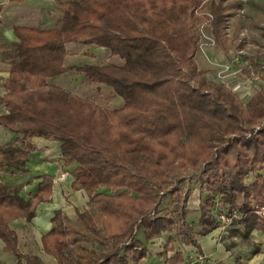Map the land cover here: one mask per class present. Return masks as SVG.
Listing matches in <instances>:
<instances>
[{
    "label": "trees",
    "instance_id": "trees-1",
    "mask_svg": "<svg viewBox=\"0 0 264 264\" xmlns=\"http://www.w3.org/2000/svg\"><path fill=\"white\" fill-rule=\"evenodd\" d=\"M202 1L66 0L59 2L64 11L58 28L16 26L19 42L11 48L2 100L8 112L0 125L24 136L22 147L0 149V169L27 171L34 137L58 141L65 164H76L74 188L90 197L91 208L75 224L57 211L43 236L46 252L59 264H140L149 252L140 235L150 241L176 229L167 250L185 233L176 212L162 214V195L183 204L189 192L177 185L189 169L200 175L201 235L219 226L216 202L205 191L221 193L225 205L243 194L240 210L264 231L258 213L264 207V87L244 103L226 83L209 80L196 60L205 23L216 44L229 51L223 31L243 0H213L209 14ZM246 5L264 12L254 0ZM69 43L105 48L124 63L66 66ZM243 71L264 82V63L250 59ZM66 73L111 88L124 105L105 107L48 81ZM250 171L257 176L246 185ZM20 192L0 182V240L17 264H44L20 250L11 222L36 216L52 192V178H44L34 199ZM166 262L182 264L183 255Z\"/></svg>",
    "mask_w": 264,
    "mask_h": 264
},
{
    "label": "crops",
    "instance_id": "crops-1",
    "mask_svg": "<svg viewBox=\"0 0 264 264\" xmlns=\"http://www.w3.org/2000/svg\"><path fill=\"white\" fill-rule=\"evenodd\" d=\"M60 1L66 0H0V116L8 112L2 100L6 94L5 83L12 70V63L9 59L11 48L19 42L15 31L16 26L39 30L58 28L64 11L60 6ZM67 51L66 66L96 64L85 60V58H93L96 54L112 57L107 49L93 45L69 43ZM123 63L124 61L117 64ZM69 75L71 73L50 78L48 81L72 91L64 84L65 78ZM117 102L119 105L114 108L124 105L123 99L117 98ZM23 136L21 133L13 132L0 125V149L6 146L12 148L16 145L22 147L21 138ZM32 144L34 148L25 166L27 171L12 173L6 169H0V182L10 187L20 188V194L29 200L34 199L45 177L52 178V192L48 200L38 204L36 216L32 219L14 220L11 222V227L18 234V247L24 254L36 255L44 264H59L53 255L46 252L43 236L54 227L53 217L57 211L63 212L70 220V224H75L78 214L91 208L90 197L85 190L74 188L75 179L72 171L76 164H65L62 159L60 142L34 137ZM168 212L169 209L165 213ZM196 214L197 216L192 218L191 213H187L186 220L182 221L184 225L196 221L200 227V205ZM199 231L195 230L196 234L192 235L194 237L186 241L183 239L184 235H181L167 250L165 245L170 235L176 236V229L164 233L161 238L150 241L140 235L149 249L147 258L143 259L140 264H168L167 259L174 257L177 253L183 255L182 264H235L236 257H242L245 253L246 256L241 260H244L243 264H264V231L254 227L250 228L248 237L255 247L249 248L248 252L242 251L243 249L234 243L221 242L216 239L217 228L206 235H201ZM189 240H194V242L189 243ZM252 249L255 250L252 251ZM0 259L4 264H17L18 262L13 252L5 250V243L2 240H0ZM23 264H27L26 261H23Z\"/></svg>",
    "mask_w": 264,
    "mask_h": 264
},
{
    "label": "rangeland",
    "instance_id": "rangeland-1",
    "mask_svg": "<svg viewBox=\"0 0 264 264\" xmlns=\"http://www.w3.org/2000/svg\"><path fill=\"white\" fill-rule=\"evenodd\" d=\"M212 1H202V6L207 14L210 12ZM246 2L247 0H243L244 5L229 17L228 24L223 31L224 39L229 44V51L225 52L216 44L211 25L205 23L200 26L201 42L196 56L199 68L206 72L209 80L226 83L239 94L244 103H247L257 91L264 87V82L259 77H248L243 71L250 63V59L264 63V12L254 9L251 5H246ZM254 2L264 5V0H254ZM85 60L96 64L123 62L118 57L100 56L99 54L94 55L91 59L85 58ZM64 84L82 97L93 99L105 107H118L117 98L122 100L111 88L92 84L80 75H69L65 78ZM256 176L257 173L248 172L245 177V184L253 183ZM178 181L177 186L183 188L185 192H189L185 202L180 205L173 204L170 202V197H165L164 193L160 209L163 212L162 214H165L169 209L176 212L181 218L179 224L184 226L182 227L185 233L183 239L186 241L194 237L192 235L196 234L195 230L201 231V227L197 225L196 221H191L187 225L182 222L184 219L186 220L187 213H191L192 218L197 216L196 212L201 199L200 175L194 174L189 169ZM171 190H174V188ZM203 196L205 198L212 197L215 200L214 215L216 219L221 214L229 219L225 226H221L223 223L220 225L218 222L216 239L221 242L234 243L237 247L242 248V251L248 252L249 248H253L254 245L248 237L252 227V217L249 212L240 210L244 201L243 194L230 197L229 204L226 205L221 200V193L205 191ZM252 206H256L255 202H252ZM137 235H139V232H137ZM82 244L89 250H95L98 253L102 250V246L99 244L87 242H82ZM254 250L252 249V251ZM244 256H246V253L242 257L237 256L235 264H243L244 260H241Z\"/></svg>",
    "mask_w": 264,
    "mask_h": 264
},
{
    "label": "built area",
    "instance_id": "built-area-1",
    "mask_svg": "<svg viewBox=\"0 0 264 264\" xmlns=\"http://www.w3.org/2000/svg\"><path fill=\"white\" fill-rule=\"evenodd\" d=\"M259 213L261 215H264V207L260 210ZM217 220H218L220 225L223 223L221 226H225L229 222V219L224 214L219 215L217 217Z\"/></svg>",
    "mask_w": 264,
    "mask_h": 264
}]
</instances>
